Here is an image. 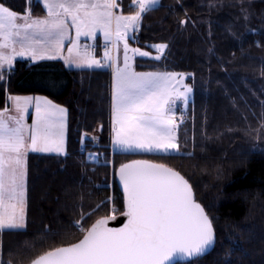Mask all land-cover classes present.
Listing matches in <instances>:
<instances>
[{
  "label": "trees",
  "instance_id": "1",
  "mask_svg": "<svg viewBox=\"0 0 264 264\" xmlns=\"http://www.w3.org/2000/svg\"><path fill=\"white\" fill-rule=\"evenodd\" d=\"M3 3L18 13L28 7V0ZM122 3L120 10L130 14L131 0ZM249 3L245 22L241 0H161L142 19L136 42L129 41L148 52L151 45L168 44L159 61L134 59L136 71L194 74L185 78L193 88L186 122L176 128L180 154L111 150L110 69L73 70L59 59H18L11 73L5 71L0 111L8 95L43 96L67 109L68 126L65 156L28 155L26 228L0 234V264H28L51 247L78 242L83 233L73 227L75 221L102 201L106 206L85 228L113 206L121 213L115 170L136 159L180 172L213 220V251L180 264H264V0H244L245 7ZM31 11L33 18L46 14L36 0ZM185 12L188 23L181 27ZM85 134L89 139L82 145Z\"/></svg>",
  "mask_w": 264,
  "mask_h": 264
},
{
  "label": "snow or ice",
  "instance_id": "2",
  "mask_svg": "<svg viewBox=\"0 0 264 264\" xmlns=\"http://www.w3.org/2000/svg\"><path fill=\"white\" fill-rule=\"evenodd\" d=\"M37 2L46 14L33 18L31 0L24 13L0 0V82L5 81V71L11 73L17 57L34 62L62 59L66 66L77 69L110 68L113 147L124 153L180 154L175 110L178 101L188 105L193 88L185 84V78L194 74L137 72L134 57H148L150 53L129 46L130 39L136 42L134 34L141 30L145 14L157 10L161 0H131L127 15L120 10L122 0ZM241 5L243 19L248 22L250 3L245 7L241 0ZM184 16L179 20L181 27L188 23L187 12ZM73 31L74 36L70 35ZM97 33L105 42L100 59L95 57L93 45L81 44V37L95 41ZM120 45L122 66L119 56L112 54L113 50L119 52ZM150 47L158 53L153 59L159 61L168 44ZM65 48L67 56L63 54ZM29 106H34L31 124L26 123ZM66 117L67 109L47 97H6L0 111V234L26 228L28 153L66 155ZM255 131L259 139L260 130ZM86 142L85 134L81 144ZM115 174L123 189V226H108L116 219L113 206L111 214L84 227L88 218L106 206L102 201L88 212L82 210L75 221L73 227L83 233L82 239L51 247L30 264H174L176 259L194 262L213 248V220L195 200L193 187L180 172L166 164L133 160L121 164Z\"/></svg>",
  "mask_w": 264,
  "mask_h": 264
},
{
  "label": "crops",
  "instance_id": "3",
  "mask_svg": "<svg viewBox=\"0 0 264 264\" xmlns=\"http://www.w3.org/2000/svg\"><path fill=\"white\" fill-rule=\"evenodd\" d=\"M37 1V0H36ZM70 35H72V36H74V31L73 32H71V34ZM131 35H133V34H130V36ZM129 41H132L131 39L129 40ZM104 40H103V37L99 34V33H97V39L95 40V41H92V40H88L87 38H84V37H81V44L83 45V44H90V45H97V46H101V48H99V50H97L94 54H95V57L97 58V59H100V58H102L103 57V52H104V49H103V46H104ZM66 44H67V41H66ZM130 46V45H129ZM130 47H132V46H130ZM134 48H136V47H134ZM150 49H151V52H149L150 53V55L148 56V57H139V56H136V57H134V59H142V60H151V61H156L155 59H153V57H155L158 53H156L155 52V49L154 48H152V47H150ZM142 50V49H141ZM142 51H146V50H142ZM148 52V51H147ZM65 56H67L68 55V53H67V48H65L64 49V53H63ZM113 56H116V55H118L119 56V62H120V64H121V66H122V64H123V45H120V47H119V52L117 53V51L116 50H113ZM18 59H30L31 60V58H21V57H17L16 58V60H18ZM134 59H133V67H134ZM15 60V61H16ZM59 60H62V59H59ZM14 61V62H15ZM63 61V60H62ZM13 62V63H14ZM64 62V61H63ZM65 64V63H64ZM66 66V65H65ZM67 68H69V69H73V70H84V69H77V68H75L74 66H66ZM85 69H87V68H85ZM110 69V68H109ZM90 70H97V69H90ZM110 71H111V69H110ZM136 71V70H135ZM137 72H141V71H137ZM143 72H145V71H143ZM146 72H152V71H146ZM111 84H112V73H111ZM37 95H26V96H20V97H36ZM191 96H192V94H191ZM190 99H191V97H190ZM190 101V100H189ZM55 103V102H54ZM11 102L9 101V108H11ZM185 105L182 103V102H180V101H178L177 102V108H176V110H175V113L178 111V109H180L181 107H184ZM31 113H34V106H29V115H27L26 116V123L27 124H31ZM13 115H15V113L13 112L12 113ZM66 136H67V132H66V130H65V152H67V148H66ZM111 138H112V131H111ZM111 150L112 151H116V152H118V151H121V150H119V149H116V148H114L113 147V145H112V142H111ZM53 153L54 152H51V153H31V152H29L28 153V155L29 154H37V155H53ZM132 154H141V155H148V154H159V153H132ZM174 154V153H173ZM56 156H58V155H56ZM60 156H65V155H60ZM27 158H28V156H27ZM26 201H27V193H26ZM27 204V203H26ZM25 216H26V209H25ZM23 230V229H22ZM19 231V230H18ZM7 232V231H6Z\"/></svg>",
  "mask_w": 264,
  "mask_h": 264
},
{
  "label": "water",
  "instance_id": "4",
  "mask_svg": "<svg viewBox=\"0 0 264 264\" xmlns=\"http://www.w3.org/2000/svg\"><path fill=\"white\" fill-rule=\"evenodd\" d=\"M136 160H145V159H136ZM131 161H133V160H131ZM131 161H129V162H127V163H130ZM147 161H149V160H147ZM149 162H152V161H149ZM152 163H155V162H152ZM124 164H125V163H124ZM157 164H158V163H157ZM119 167H120V166H118V167L116 168L115 173H116V171L119 169ZM115 181H116V184H117V186H118V188H119V191H120V193H121V195H122V198H123V189H122V185H120L119 177H118L116 174H115ZM194 197H195V200H196L198 203H200V202L196 199L195 193H194ZM200 204H201V203H200ZM115 216H116V219H115V220H110L109 223H108V226H109V227H114V228L122 227L123 224H124V222H126V218H125L124 216H122L121 213L116 214ZM215 233H216V232H215ZM81 239H82V238H81ZM215 244H216V240H215V243H214L213 248H212L208 253H206L204 256L199 257V258H203V257L207 256L208 254H210V253L213 251V249H214V247H215ZM199 258H194V260H197V259H199ZM188 262H191V261H186V260L176 259V260L174 261V264L188 263ZM28 264H30V262H29Z\"/></svg>",
  "mask_w": 264,
  "mask_h": 264
},
{
  "label": "built area",
  "instance_id": "5",
  "mask_svg": "<svg viewBox=\"0 0 264 264\" xmlns=\"http://www.w3.org/2000/svg\"><path fill=\"white\" fill-rule=\"evenodd\" d=\"M94 46V49H95V52L97 51V46H95V45H93ZM103 49H104V47H103ZM181 113L182 112H179V113H176V122L177 123H181L180 121H181ZM186 122V115L183 113V122L182 123H185ZM88 160L89 161H92L93 160V158L91 157V156H89L88 157Z\"/></svg>",
  "mask_w": 264,
  "mask_h": 264
},
{
  "label": "rangeland",
  "instance_id": "6",
  "mask_svg": "<svg viewBox=\"0 0 264 264\" xmlns=\"http://www.w3.org/2000/svg\"><path fill=\"white\" fill-rule=\"evenodd\" d=\"M63 107V106H62ZM67 126H68V113H67V117H66V132H67ZM66 139H67V136H66ZM53 155H57L56 153H53ZM58 156H60V155H58ZM117 209V208H116ZM110 210H111V208H110ZM116 214H119L117 211L115 212ZM109 214H111L110 212H109Z\"/></svg>",
  "mask_w": 264,
  "mask_h": 264
}]
</instances>
